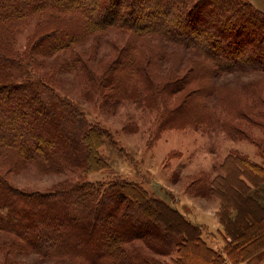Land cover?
<instances>
[{"label":"trees","instance_id":"16d2710c","mask_svg":"<svg viewBox=\"0 0 264 264\" xmlns=\"http://www.w3.org/2000/svg\"><path fill=\"white\" fill-rule=\"evenodd\" d=\"M33 19L40 21L35 36L20 52L15 29ZM114 29L125 35L111 38L104 53L92 39ZM59 70L84 82L83 101L142 100L157 112L153 136L218 124L229 136L249 138L240 123L264 131V88L249 82L243 97L236 95L231 75L264 73L263 10L249 0H0V233L10 249L68 264H223L256 254L246 256L264 243V204L250 192L240 189L238 203L232 201L239 214L246 210L243 217H230L224 201L220 252L201 232L191 235L196 224L139 182L87 179L88 172L110 168L101 147L115 138L61 94ZM220 86L231 88L221 116L208 102ZM229 158L264 176L249 157ZM34 164L45 174L79 173L46 191L10 180ZM200 179L203 190L207 179ZM248 206L260 214L251 219ZM199 246L206 259L197 255Z\"/></svg>","mask_w":264,"mask_h":264},{"label":"rangeland","instance_id":"374dc122","mask_svg":"<svg viewBox=\"0 0 264 264\" xmlns=\"http://www.w3.org/2000/svg\"><path fill=\"white\" fill-rule=\"evenodd\" d=\"M249 1L256 8L264 11V0ZM39 22L38 19H33L16 27L13 45L20 52L28 51ZM124 35L125 33L114 29L96 34L92 41L98 42L106 53L111 48L110 39L122 38ZM51 62L60 68V59L53 58ZM48 68L46 64L42 67L44 70ZM259 73L261 74L254 72L242 76L231 75V79L234 80L231 88L235 89L236 95L239 93L238 95L243 97L245 93L242 90L247 88L249 82L255 89L264 88V83H257L259 80L257 77L264 75L263 72ZM54 79L62 95L78 101L89 119L94 122L101 121L114 135L115 139L113 138L111 145L107 143L101 147V151L109 159L110 168L88 172L85 176L90 181H106L118 176L139 182L151 194L177 209L180 216L196 224V228L190 229L191 235L201 232L203 238L220 252L224 250L223 234L226 233L221 217L224 201L228 207L227 213L233 218L243 217L246 211L243 210L242 214H239L235 204L232 203V201L238 203L236 197L241 195L240 189L256 195L264 204V176L239 169L236 161L229 158L233 154L238 156L243 154L264 167V143L258 142L264 136L261 128L240 123V127L250 134L249 138L229 136L219 128L218 124L214 127L188 125L163 130L153 136L151 132L157 129V112L146 108L142 100L106 104L97 96L83 101L82 91L85 84L79 77L59 70L55 71ZM225 82L228 80L225 79ZM242 85L245 86L242 88ZM229 88L220 86L214 95L215 98H210L208 101L220 116L222 115L220 102L228 100L226 97L230 93L231 88ZM223 93L228 94L222 96ZM78 173V170H66L63 173L45 174L34 164L18 172H12L9 176L10 180L19 187L46 191L55 187L59 181L75 178ZM202 177L207 181L204 183V189L199 190L202 187L200 184ZM213 182L215 188H211ZM248 209L247 212L253 219L257 210L255 211L252 206L250 208L248 206ZM259 214L260 212L257 211V215ZM5 237L0 233V264H16L11 261L12 258L20 261L17 264H68L55 258L17 252L15 249H10L8 237ZM196 251L199 257L206 259V252L202 247L199 246ZM254 252L256 254L253 255ZM249 255L253 256L233 258L232 262L223 264H264V243L253 246L249 254H246L247 257ZM203 263L204 261L200 262Z\"/></svg>","mask_w":264,"mask_h":264},{"label":"crops","instance_id":"0c3cea01","mask_svg":"<svg viewBox=\"0 0 264 264\" xmlns=\"http://www.w3.org/2000/svg\"><path fill=\"white\" fill-rule=\"evenodd\" d=\"M242 264H244V263H242Z\"/></svg>","mask_w":264,"mask_h":264}]
</instances>
